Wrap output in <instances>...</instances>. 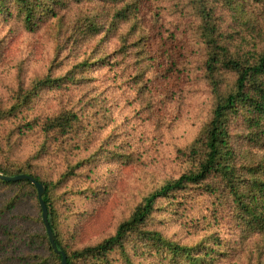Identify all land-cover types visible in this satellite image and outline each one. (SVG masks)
Masks as SVG:
<instances>
[{"label":"trees","instance_id":"obj_1","mask_svg":"<svg viewBox=\"0 0 264 264\" xmlns=\"http://www.w3.org/2000/svg\"><path fill=\"white\" fill-rule=\"evenodd\" d=\"M142 1L0 0V72L16 36L41 35L53 44L45 67L24 71V58L9 82L0 81V174L31 176L45 187L48 222L67 264H264V0H180L183 17L192 19L193 51L170 69L204 86L208 114L191 141L176 148L180 175L91 241L89 228L103 221L110 194L103 166L135 161L109 130L93 84L110 65L109 40L117 42L115 59H135L129 81L153 113L142 66ZM199 198H207L211 221L225 223L229 237L167 236L169 217L184 224L180 207ZM0 264H60L26 180L0 179Z\"/></svg>","mask_w":264,"mask_h":264},{"label":"rangeland","instance_id":"obj_2","mask_svg":"<svg viewBox=\"0 0 264 264\" xmlns=\"http://www.w3.org/2000/svg\"><path fill=\"white\" fill-rule=\"evenodd\" d=\"M181 4L180 0H143L139 7L141 33L145 36L142 66L152 92V114L140 102L136 87L129 81L136 74L135 59H115L113 52L117 42L111 39L105 44L107 54H111L110 65L94 74L96 82L93 84L105 100L111 120L109 130L119 136L127 152H133L135 161L123 167L103 166L110 194L102 213L103 221L89 228L95 231L91 241L110 234L118 220L127 216L143 196L180 175L184 166L176 160V148L191 141L208 114L210 100L204 86L170 69L171 63L180 64L184 60L185 50L193 51L189 45L192 19L183 17ZM14 39L9 43L5 67L0 72L1 82L11 80L12 66L23 63L24 58L23 70L32 72L34 68L45 67L53 55V44L42 40L41 35L32 38L20 35ZM49 94H43L40 102H46ZM180 208L186 210L181 217L184 224L176 221L172 212L170 221L163 227L167 236L183 241L197 240L210 233L222 239L229 237L225 223L211 221L207 198H199ZM196 230L201 232L196 236L189 234ZM229 264H244V260L233 259Z\"/></svg>","mask_w":264,"mask_h":264},{"label":"water","instance_id":"obj_3","mask_svg":"<svg viewBox=\"0 0 264 264\" xmlns=\"http://www.w3.org/2000/svg\"><path fill=\"white\" fill-rule=\"evenodd\" d=\"M0 179L3 181H6V182H17V181H25L26 180V181H29L35 187V189L37 191L38 202H39L40 207H41L42 222H43L44 227L46 229V234H47L50 246H51L52 250L60 256V264H67L66 255L64 254L63 251H61L57 248L54 234H53V232L50 228L49 222H48L47 208H46V206L42 200V196L45 193V187L42 184L38 183L33 177L26 176V175H17V176L9 177V176H3L0 174Z\"/></svg>","mask_w":264,"mask_h":264}]
</instances>
